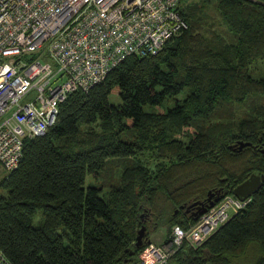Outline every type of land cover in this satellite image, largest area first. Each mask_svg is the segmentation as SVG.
Segmentation results:
<instances>
[{
	"label": "trees",
	"instance_id": "16d2710c",
	"mask_svg": "<svg viewBox=\"0 0 264 264\" xmlns=\"http://www.w3.org/2000/svg\"><path fill=\"white\" fill-rule=\"evenodd\" d=\"M178 12L186 30L68 94L54 124L25 139L16 168L0 175L9 264H133L152 231L194 225L180 206L205 208L208 194L219 201L250 174L264 177V0H179ZM238 142L249 145L233 152ZM116 159L131 160L118 177ZM86 175L94 182L84 187ZM168 264H264V181Z\"/></svg>",
	"mask_w": 264,
	"mask_h": 264
},
{
	"label": "built area",
	"instance_id": "2783aa9c",
	"mask_svg": "<svg viewBox=\"0 0 264 264\" xmlns=\"http://www.w3.org/2000/svg\"><path fill=\"white\" fill-rule=\"evenodd\" d=\"M178 8L179 0H0V175L16 168L25 139L54 124L68 94L186 30ZM248 201L222 197L189 229L174 225L161 244L147 242L133 264H168L182 243L198 247ZM0 264H9L1 251Z\"/></svg>",
	"mask_w": 264,
	"mask_h": 264
},
{
	"label": "water",
	"instance_id": "95a60500",
	"mask_svg": "<svg viewBox=\"0 0 264 264\" xmlns=\"http://www.w3.org/2000/svg\"><path fill=\"white\" fill-rule=\"evenodd\" d=\"M248 143H240L238 142L237 145H233L229 147L233 152L240 151L243 147L248 146ZM236 147V149H235ZM264 181V177L262 175H255V174H250L244 181L241 183L237 184L232 190H231V195L237 199H245L251 197V195L254 193L255 190L259 187V184ZM211 194L207 195V206L205 208H202L196 203H192L189 206L185 207V211H187L191 207H195V211L191 214L194 218V220L203 214L206 209L211 207L213 203L218 201V198L215 197L213 201H210ZM183 209V206H180L177 210ZM176 210V211H177ZM144 227H141L135 236V242H134V248L138 249L142 244H143V235H144Z\"/></svg>",
	"mask_w": 264,
	"mask_h": 264
},
{
	"label": "rangeland",
	"instance_id": "374dc122",
	"mask_svg": "<svg viewBox=\"0 0 264 264\" xmlns=\"http://www.w3.org/2000/svg\"><path fill=\"white\" fill-rule=\"evenodd\" d=\"M216 1L217 0H211V4L212 5L216 4ZM193 2H195V0H186V4H191ZM184 4L185 3H183V6H184ZM210 7H213V6H210ZM207 15H212V12L208 11ZM204 20L205 19L202 18V21H204ZM31 98H32V93H30L26 97H24L21 103L27 102ZM108 101L111 104H118L120 102L119 98L116 95H109ZM237 119H238V115H236L234 117V120H237ZM138 157L142 161L146 160V155L145 154L138 155ZM111 162H112V168L114 170L115 176L118 177V175L121 172L122 168L125 165L131 163V160L130 159H127V160L126 159H116V160H112ZM93 182H94V180L90 177V175H86L85 176V180H84V187H86L87 185H89L90 183H93ZM97 183H99V181ZM37 217L40 218V216H38V214H37L35 219H33V225H32L33 227H37V225H38V220L39 219ZM165 234H166V231L163 228H159L155 232L152 231L150 236L148 237V242H151L152 244H161L163 242Z\"/></svg>",
	"mask_w": 264,
	"mask_h": 264
},
{
	"label": "flooded vegetation",
	"instance_id": "af4514ba",
	"mask_svg": "<svg viewBox=\"0 0 264 264\" xmlns=\"http://www.w3.org/2000/svg\"><path fill=\"white\" fill-rule=\"evenodd\" d=\"M259 153L264 155V139L261 142V147L259 149ZM194 211H195V207H191L187 211H185V208L180 210L181 214H185V215H191Z\"/></svg>",
	"mask_w": 264,
	"mask_h": 264
}]
</instances>
